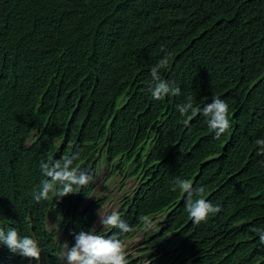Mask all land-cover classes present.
I'll use <instances>...</instances> for the list:
<instances>
[{"label":"trees","instance_id":"trees-1","mask_svg":"<svg viewBox=\"0 0 264 264\" xmlns=\"http://www.w3.org/2000/svg\"><path fill=\"white\" fill-rule=\"evenodd\" d=\"M165 55L160 75L181 93L156 101L150 72ZM189 97L200 109L225 100L231 129L216 139L208 117L182 116L177 105ZM257 139L264 0H0V228H16L42 249L36 261L0 243V264H67L64 244L70 249L74 234L95 227L107 197L88 202L93 182L58 201L33 198L46 179L41 162L77 150L73 166L93 176L104 155L116 162L113 175L132 163L139 182L117 210L132 229L167 219L129 264H264L253 231L264 230ZM177 179L203 187L221 211L194 223L187 194L172 190Z\"/></svg>","mask_w":264,"mask_h":264},{"label":"clouds","instance_id":"clouds-1","mask_svg":"<svg viewBox=\"0 0 264 264\" xmlns=\"http://www.w3.org/2000/svg\"><path fill=\"white\" fill-rule=\"evenodd\" d=\"M168 63V56L165 55L151 68L150 75L152 77V86L149 91L151 97L156 101H161L168 96H179L181 93L180 87L175 86L174 81L165 80L160 75V70L165 69ZM177 109L182 116L187 115L191 111L193 115L202 114L208 117V127L214 131L216 139H219L232 127L229 119V104L219 97H214L212 102L205 104L202 109L195 108L191 97H189L186 103L177 105ZM255 144L260 146L261 150L264 151V139H257ZM80 158L81 152L77 150L65 156L62 161H42L40 165L41 172L46 179L41 181L39 190L33 192L34 200L39 203L42 200L51 198L50 194H54L58 201L60 198L69 194L78 193L82 187L92 183L95 174L93 176L89 171L80 170L73 166L74 162L78 161ZM177 188L187 194L186 211L194 223L199 224L201 222H206L210 214L215 215L221 211L219 205H213L211 201L203 198V193L205 191L203 187L193 189V184L189 180L177 179L172 190L176 191ZM194 193L200 196V198L193 200L192 197ZM152 220L157 221L158 219L154 220L151 218L148 220L145 218L143 226H137L132 229L130 225L121 218L117 211H112L103 216L99 215V222L103 228L119 229V233L105 235L93 227L91 230H81L79 233L74 234V246L69 249L67 243L64 244L67 264H129V255H132L134 258L142 256L138 254L139 250L145 249L147 246L145 241L152 237L153 234L160 231H158L159 228L157 230L155 228L153 231L147 232L143 241L141 243L139 242L138 245L140 246L135 249L134 253L125 247L124 241L133 237L137 228L151 227L150 221ZM55 221L58 224V221ZM49 227L52 228L50 225ZM131 231V236L124 241L120 238L123 234ZM253 231L258 235L259 242L264 244V230L254 228ZM0 243L6 245L13 254H19L22 257L35 259L36 261L41 259L42 249L38 241L32 236H21L16 228L9 227L7 231L0 228ZM142 254L148 259L151 253L144 254L142 252Z\"/></svg>","mask_w":264,"mask_h":264},{"label":"rangeland","instance_id":"rangeland-1","mask_svg":"<svg viewBox=\"0 0 264 264\" xmlns=\"http://www.w3.org/2000/svg\"><path fill=\"white\" fill-rule=\"evenodd\" d=\"M123 103V98L118 101V105ZM116 166V162L110 167L106 155L99 160L98 165L96 166V173L94 176V193L90 197L89 201L94 197H107V202L98 212V220L95 224V228L101 226L99 222V215H107L112 211H117V209L121 206V200L128 195V193H132L134 188L138 185L139 180L130 176V171L132 170V163L128 164V171H118L115 175H113L114 167ZM130 191V192H128ZM161 219V220H160ZM167 219L163 218L159 215L157 221H150L151 227L147 226V228H137L135 230V234L133 237L124 241L125 247L130 249L133 253L135 249L140 246L144 239V236L147 232L156 230L159 228L158 226H162V223ZM49 225L53 228L57 226V222L53 219H49ZM65 257V253L63 255Z\"/></svg>","mask_w":264,"mask_h":264},{"label":"bare ground","instance_id":"bare-ground-1","mask_svg":"<svg viewBox=\"0 0 264 264\" xmlns=\"http://www.w3.org/2000/svg\"><path fill=\"white\" fill-rule=\"evenodd\" d=\"M112 173H113V172H112ZM138 178H139V177H138ZM129 196H130V195H129ZM89 198H90V197H89ZM93 198H94V197H93ZM93 198H92V199H93ZM96 214H97V213H96ZM93 227H94V226H93Z\"/></svg>","mask_w":264,"mask_h":264}]
</instances>
